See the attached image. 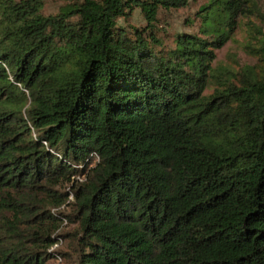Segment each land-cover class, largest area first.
Segmentation results:
<instances>
[{
  "label": "trees",
  "instance_id": "1",
  "mask_svg": "<svg viewBox=\"0 0 264 264\" xmlns=\"http://www.w3.org/2000/svg\"><path fill=\"white\" fill-rule=\"evenodd\" d=\"M192 4L0 0V264H264V0Z\"/></svg>",
  "mask_w": 264,
  "mask_h": 264
},
{
  "label": "rangeland",
  "instance_id": "2",
  "mask_svg": "<svg viewBox=\"0 0 264 264\" xmlns=\"http://www.w3.org/2000/svg\"><path fill=\"white\" fill-rule=\"evenodd\" d=\"M44 1V13H56L63 6V0H43ZM204 0H190L193 2L190 9H179L176 12H172L170 15H166L162 13L163 18L168 19L173 28L178 31H182L185 33H191L197 31L199 26V21L197 18L193 19V12L197 9L199 4H202ZM192 12V14H191ZM139 13L136 11L132 19L130 20L131 25H139L141 24V20L139 18ZM187 17L193 19V24L191 26H186ZM250 35L244 28H239L233 34L231 40H229L221 49L217 50L216 59L213 63L214 66L217 67H226V68H235L237 69L240 65H249L253 64L255 60L253 57L247 54L246 45L249 42ZM67 231L74 230L76 228L75 225H64ZM64 241H60L58 243L59 248H64ZM48 264H57V261L49 262ZM60 264H72L68 259H62Z\"/></svg>",
  "mask_w": 264,
  "mask_h": 264
},
{
  "label": "built area",
  "instance_id": "3",
  "mask_svg": "<svg viewBox=\"0 0 264 264\" xmlns=\"http://www.w3.org/2000/svg\"><path fill=\"white\" fill-rule=\"evenodd\" d=\"M55 261H57V264H60V261H62V258H57Z\"/></svg>",
  "mask_w": 264,
  "mask_h": 264
}]
</instances>
